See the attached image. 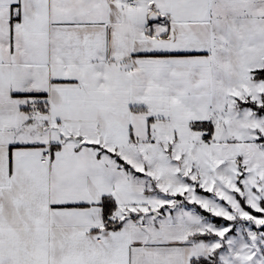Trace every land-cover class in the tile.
I'll use <instances>...</instances> for the list:
<instances>
[{
    "label": "snow or ice",
    "instance_id": "snow-or-ice-1",
    "mask_svg": "<svg viewBox=\"0 0 264 264\" xmlns=\"http://www.w3.org/2000/svg\"><path fill=\"white\" fill-rule=\"evenodd\" d=\"M0 264H264V0H0Z\"/></svg>",
    "mask_w": 264,
    "mask_h": 264
}]
</instances>
